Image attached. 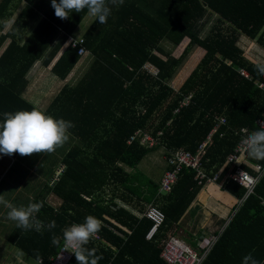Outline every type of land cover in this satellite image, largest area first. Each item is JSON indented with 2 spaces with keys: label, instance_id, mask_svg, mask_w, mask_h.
<instances>
[{
  "label": "trees",
  "instance_id": "obj_1",
  "mask_svg": "<svg viewBox=\"0 0 264 264\" xmlns=\"http://www.w3.org/2000/svg\"><path fill=\"white\" fill-rule=\"evenodd\" d=\"M87 16L85 9L62 20L51 0H0V48L6 45L0 56V113L33 109L22 98L26 76L35 62L50 64L63 46L51 73L60 80L69 77L84 57L69 40ZM81 38L92 56L89 68L76 86L63 85L43 111L73 122L69 133L78 142L64 155L62 174L31 202H43L37 218L45 225L55 220L56 227L36 232L16 226L7 241L34 261L49 264L63 245V230L91 215L101 229L99 241L93 238L86 247L102 257L98 264H166L160 258L163 233L180 222L201 188L195 172L184 169L165 198L172 204L159 208L164 225L147 241L151 223L142 215L145 207L157 206L158 186L135 171L136 166L157 148L195 153L218 119L225 118L203 158L213 178L233 153L236 132L254 130L256 120H264V75L255 69L262 57L255 60L242 49L246 40L245 47L252 43L264 52V0H124L105 24L95 19ZM184 39L187 45L173 56L166 45L177 48ZM195 48L204 54L174 90L170 83ZM145 62L158 69L156 76L146 71ZM189 95V104L174 114ZM138 130L153 137L160 132L157 145L150 149L139 139L127 144ZM246 158L264 170V160ZM229 168L225 166L218 182L242 200L246 191L227 180ZM254 189L202 264H242L249 253L264 264V177ZM48 196L61 204L53 207ZM123 205H132L133 211ZM53 235L61 238L60 245L53 243ZM70 264H77L74 254Z\"/></svg>",
  "mask_w": 264,
  "mask_h": 264
},
{
  "label": "clouds",
  "instance_id": "obj_2",
  "mask_svg": "<svg viewBox=\"0 0 264 264\" xmlns=\"http://www.w3.org/2000/svg\"><path fill=\"white\" fill-rule=\"evenodd\" d=\"M123 4L124 0H51L55 16L62 20L68 19L73 12L81 13L87 9L88 15L95 17L100 24L107 22L114 7ZM255 69L259 75H264V62L257 63ZM73 127V122L56 119L35 107L31 111L4 112L0 122V154L30 156L53 153L69 140V129ZM239 147L250 158L264 160V124L242 137ZM0 205L9 209L6 219L16 222V226L23 231L42 232L45 227L51 231L56 227L55 220L45 225L37 218L43 202L16 207L0 195ZM100 229L101 222L89 215L83 223L73 224L63 230L64 250L75 255L77 264H98L102 259L96 255L95 249L86 247ZM52 241L60 245L61 238L53 235ZM242 264H260V261L249 253L243 257Z\"/></svg>",
  "mask_w": 264,
  "mask_h": 264
},
{
  "label": "crops",
  "instance_id": "obj_3",
  "mask_svg": "<svg viewBox=\"0 0 264 264\" xmlns=\"http://www.w3.org/2000/svg\"><path fill=\"white\" fill-rule=\"evenodd\" d=\"M24 5L25 4L23 3L20 6V9L14 11V17H17L19 15ZM85 33H83L79 38H81ZM73 38H76V37H73ZM5 47L6 45L0 48V56L5 51ZM64 48L66 47L63 46L58 51L56 56L52 59L50 64H48L47 66L43 65L42 61H37L30 68V71L28 72L26 76L27 87L24 93L22 94V98L32 108L35 107L40 111H45L48 105L51 103L54 96L59 92V90L63 87V85L67 84L72 87L76 86L78 82L82 79L83 75L86 73L87 69L89 68V64L92 59V56L90 53L84 56L83 58H81V60L76 64V66L74 67L73 71L71 72V74L69 75L67 79L60 80L57 77L53 76L51 73V68L56 62V60L59 58L61 53L63 52ZM1 98L4 99L2 94H1ZM5 100H8V99L5 98ZM0 109L2 108L0 107ZM2 113H0V122H2L3 120ZM67 143L68 141L66 142V144L63 145V147L59 148L60 149L59 151L61 152L59 156V161L61 162H62L64 155H67L68 150L71 149V148H68ZM76 145L77 143H75L72 147ZM154 147H151L150 149ZM167 153H169V151H167ZM167 153L163 151V153L161 154V157H159L160 160L165 165L164 166L165 169L162 172V175L164 174L166 170H169V167L166 166L165 161L162 158L163 156L167 155ZM29 157L30 156H21L18 153H16L15 155L14 154L10 155V156L0 154V177L4 175L7 176L9 170H11L14 166H16L17 168V166L20 164V158H22V160L24 161L28 159ZM226 161H227V158H226ZM239 163L240 165L236 167L231 164H226L225 162L223 168L220 171L222 172L225 166L227 165L230 166L228 174H227V180L230 175L235 174V172H239L240 170L248 171V169H250L253 171V169L251 168L252 163L248 162V160L239 158ZM241 165L245 166L247 169L238 170V168ZM62 171H63V166L61 165V168L60 170L57 171V174L61 175ZM256 177L259 178L258 175ZM263 177H264V171L262 172V175L259 181L257 182V184L255 185V187L259 184L260 180ZM159 181L156 183L157 186L159 184ZM199 187L201 189L199 190L198 195L196 196L195 200L192 202L189 209L187 210L185 216L182 217L179 223L172 224L171 226L172 229L170 228L169 231L163 233L165 237L161 240V246L165 239L169 238L172 235L177 237V233L180 232L179 236H182L181 238L188 240L189 245L195 248L196 250L199 249L200 244L202 243L205 245H207V243H210V244L213 243L211 244L212 246L209 249V252H208L209 254L213 245L216 244L219 237L227 229L231 220L234 218V216L238 213V211L242 207L244 201L251 195L250 194L248 196H244L242 200H238L236 197H234L233 195L229 194L226 190H224L222 188V183H219V182L216 184H208V185L203 184V185H200ZM157 195L159 197H158V202H157L156 207L160 208L162 205L166 207L172 204L171 202L169 203V201H166L165 199L167 196H170L171 194L164 196V195H160L157 192ZM47 200L53 207H56L57 204L58 205L61 204V201H58L57 203V200L52 198L51 196H48ZM123 206L126 209L133 211L132 205H123ZM122 229L124 231H127L124 228ZM97 241H99V239ZM16 255H19V254L17 253ZM207 256L205 257V259L207 258Z\"/></svg>",
  "mask_w": 264,
  "mask_h": 264
},
{
  "label": "built area",
  "instance_id": "obj_4",
  "mask_svg": "<svg viewBox=\"0 0 264 264\" xmlns=\"http://www.w3.org/2000/svg\"><path fill=\"white\" fill-rule=\"evenodd\" d=\"M69 44H71L73 48H79V56H86L87 54H89L83 46L84 39L70 38ZM143 67L148 73L153 76H156L158 73V69L149 62H145ZM240 76L245 79H248V74L245 71H240ZM260 88H262V86H260ZM190 99L191 95L182 98L178 102V106L173 111V113L177 114L182 107L188 105ZM226 123L227 120L225 118L218 119L217 125L212 130L207 140L199 146L196 153H193L188 150L179 149L175 151H170L169 153H167V155L162 157L165 161L166 166L169 167V170H166L164 172L159 181L158 193L160 195L165 196L172 194L174 188L178 184V181L184 169H188L190 171L195 172V180L199 183V185L218 183L219 178L221 176V171H219L218 174L215 175L213 178L209 177L204 169L203 158L206 155V151L212 136L218 131L220 125H226ZM261 124H264V120L257 119L255 122L256 129L249 131L245 128H241L239 129V131L236 132V134L239 136V140L237 145L235 146L233 153L227 157L226 164H231L233 166L238 167L240 165L239 158L247 160V153L239 147L240 141L242 137H244L246 134L257 130V128ZM159 136L160 132H157L156 135L153 137L149 133L138 130L128 139L127 144H130L135 140L139 139L141 144H144L148 148H151L157 145V138ZM251 168L253 169L255 174L258 175L259 178H254L250 174V172L246 170H240L239 172H235V174H232L228 177L229 181L233 182L234 184L238 185L246 191L245 196H248L252 193L255 185L257 184L258 180L262 175V172L264 171L262 167L258 164H252ZM142 217L146 218L151 223V226L145 235V239L147 241H152L159 234L161 227L164 225L165 216L158 207L149 205L145 208ZM94 239L98 240L99 236L96 234ZM210 247L202 243L200 244L199 249L196 250L189 244H186L184 241H182L179 237L172 235L163 241L160 258L166 264H202L209 252ZM72 256L73 253L64 250V247L62 245V247L57 252V255L54 258L50 259L49 264H70ZM38 264H41V261H38Z\"/></svg>",
  "mask_w": 264,
  "mask_h": 264
},
{
  "label": "rangeland",
  "instance_id": "obj_5",
  "mask_svg": "<svg viewBox=\"0 0 264 264\" xmlns=\"http://www.w3.org/2000/svg\"><path fill=\"white\" fill-rule=\"evenodd\" d=\"M95 19V17L88 15L73 36L79 38L89 29V27L92 26ZM213 21L214 17L212 16L206 30L211 26ZM242 42L245 47L246 40H242ZM187 43L188 39H184L177 48H173L169 45L166 46L167 49L172 51V55L176 57L185 48ZM244 47L242 46L245 55L250 56V58L254 57L255 60L262 57L261 60L264 62V52L261 49H256L257 46L255 47V44L249 43L247 47ZM203 54L204 51L201 48H195L191 51V54L181 68V71L176 74L170 83V86L174 90L179 89L183 80H185L191 73L192 69L202 58ZM76 141V138L69 134V140L67 143L68 148H72L75 143L78 144ZM59 148L60 147H58L56 151L51 154L37 153L30 155V157L24 161L20 158V164L17 168L14 166L11 170H9L7 176L4 175L0 177V195H3L6 200L10 201L16 207H26L32 202L34 196L40 192L44 185L49 184L54 179H58L60 174H57V171L60 170L62 165V162L59 161L61 153ZM162 153L163 151L161 149L149 152L135 169V171L140 172L145 179L151 181L155 185H157L156 183L159 181L162 172L165 169L164 163L159 158ZM8 211L9 209L0 205V263L38 264L33 259L22 254L19 250L13 247L9 241H7L8 235L16 227V222L6 219ZM179 233L180 232L177 233V237H180L182 241L189 244L188 240L179 236ZM207 246L210 247L211 244L209 243ZM17 253L19 255H16Z\"/></svg>",
  "mask_w": 264,
  "mask_h": 264
}]
</instances>
